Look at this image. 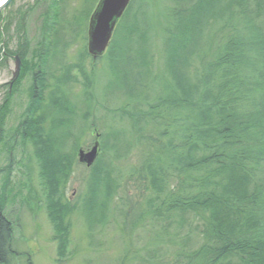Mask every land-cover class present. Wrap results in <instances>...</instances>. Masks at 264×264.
I'll list each match as a JSON object with an SVG mask.
<instances>
[{"label": "rangeland", "instance_id": "obj_1", "mask_svg": "<svg viewBox=\"0 0 264 264\" xmlns=\"http://www.w3.org/2000/svg\"><path fill=\"white\" fill-rule=\"evenodd\" d=\"M98 1L12 0L2 12L0 27L8 32L0 52L12 57L19 45L26 47L12 86L14 61L0 58V202L11 226L5 264H190L185 255L201 245L188 218L164 214L167 204L160 216L153 209L157 195L143 168L152 163V151L158 153L161 121L133 130L126 117L145 109L161 88L156 78L166 73L163 36L170 13L190 0H133L112 41L92 59L87 31ZM207 40L204 35L197 47ZM189 60L186 80L195 86L203 59L191 54ZM38 68L45 83L32 87ZM96 142L97 161L86 168L77 153ZM51 144L69 161L57 183L48 178L43 156ZM102 173L112 188L108 199L104 184L91 188Z\"/></svg>", "mask_w": 264, "mask_h": 264}, {"label": "trees", "instance_id": "obj_2", "mask_svg": "<svg viewBox=\"0 0 264 264\" xmlns=\"http://www.w3.org/2000/svg\"><path fill=\"white\" fill-rule=\"evenodd\" d=\"M190 1L171 11L163 36L168 81L156 75L161 88H153L145 109L126 117L133 130L161 121L158 153L152 151V163L142 168L157 195V214L167 204L163 213L188 218L197 234L200 247L185 255L190 264H264V0ZM7 30L0 27V49ZM204 35L209 40L199 49ZM16 54L22 61L26 47L19 45ZM191 54L203 59L194 71L195 86L186 80ZM38 70L32 71V87L43 82ZM3 115L0 109V128ZM57 146L43 151L52 183L66 177L69 163ZM108 178L102 173L91 185L94 191L104 184L107 199ZM10 227L0 202V264L8 257Z\"/></svg>", "mask_w": 264, "mask_h": 264}, {"label": "water", "instance_id": "obj_3", "mask_svg": "<svg viewBox=\"0 0 264 264\" xmlns=\"http://www.w3.org/2000/svg\"><path fill=\"white\" fill-rule=\"evenodd\" d=\"M131 0H99L89 19L87 31V53L95 59L100 56L108 46L117 21ZM12 0H4L0 3V11H3ZM20 71V61L15 57V69L12 82L16 80ZM96 142L88 152L78 151V162L87 168L91 167L97 157Z\"/></svg>", "mask_w": 264, "mask_h": 264}, {"label": "flooded vegetation", "instance_id": "obj_4", "mask_svg": "<svg viewBox=\"0 0 264 264\" xmlns=\"http://www.w3.org/2000/svg\"><path fill=\"white\" fill-rule=\"evenodd\" d=\"M1 58L10 59V58H12V57H9V56H6V57H5V53H4V51H3V55H2V57H1ZM13 83H14V82H13ZM13 83H10V82H9V85H11V86H12V84H13ZM44 83H45V82L43 81V82H41L40 84H42V85H43ZM87 151H89V150H87ZM87 151H85V152H87Z\"/></svg>", "mask_w": 264, "mask_h": 264}, {"label": "bare ground", "instance_id": "obj_5", "mask_svg": "<svg viewBox=\"0 0 264 264\" xmlns=\"http://www.w3.org/2000/svg\"><path fill=\"white\" fill-rule=\"evenodd\" d=\"M3 0H0V3L2 2ZM13 55V57H14V59H15V57H18V55L16 54V52L14 53V54H12ZM19 58V57H18ZM19 61L21 62V59L19 58Z\"/></svg>", "mask_w": 264, "mask_h": 264}]
</instances>
